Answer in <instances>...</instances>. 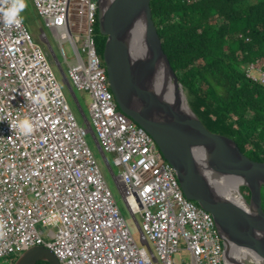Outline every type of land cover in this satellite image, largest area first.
I'll return each instance as SVG.
<instances>
[{
  "label": "built area",
  "instance_id": "1",
  "mask_svg": "<svg viewBox=\"0 0 264 264\" xmlns=\"http://www.w3.org/2000/svg\"><path fill=\"white\" fill-rule=\"evenodd\" d=\"M32 1L66 62L64 46L73 47L64 75L89 95L90 120L78 103L84 125L77 121L24 22L0 26V260L43 246L59 264H226L213 216L186 198L154 138L116 103L97 48L96 0ZM7 2L0 0V8ZM41 39L59 64L44 33ZM248 71L264 84L262 70ZM21 118L32 121L30 136L16 133ZM90 134L110 168L106 154L113 156L114 180L148 249L136 243L88 145Z\"/></svg>",
  "mask_w": 264,
  "mask_h": 264
},
{
  "label": "water",
  "instance_id": "2",
  "mask_svg": "<svg viewBox=\"0 0 264 264\" xmlns=\"http://www.w3.org/2000/svg\"><path fill=\"white\" fill-rule=\"evenodd\" d=\"M98 28L106 38L102 59L122 113L146 130L173 167L187 199L210 213L223 243L226 264L253 253L264 264V162L247 157L237 143L210 132L192 110L163 50L151 0H96ZM222 177L240 181L239 202L217 187ZM250 191L246 200L240 188ZM59 264L49 249L26 250L14 264Z\"/></svg>",
  "mask_w": 264,
  "mask_h": 264
},
{
  "label": "trees",
  "instance_id": "3",
  "mask_svg": "<svg viewBox=\"0 0 264 264\" xmlns=\"http://www.w3.org/2000/svg\"><path fill=\"white\" fill-rule=\"evenodd\" d=\"M151 9L194 113L210 132L264 162V84L248 76L251 66L264 72V0H151ZM97 32L102 54L106 38L98 25Z\"/></svg>",
  "mask_w": 264,
  "mask_h": 264
},
{
  "label": "rangeland",
  "instance_id": "4",
  "mask_svg": "<svg viewBox=\"0 0 264 264\" xmlns=\"http://www.w3.org/2000/svg\"><path fill=\"white\" fill-rule=\"evenodd\" d=\"M22 15L24 17L23 22L26 25L27 29L29 30L30 34L33 36L34 40L42 46L45 53L47 54V58L51 64L54 72L56 73V76H57L58 81L61 85V88L66 95L68 103H69L77 121L81 125H84V118H83L82 112L78 106V103L80 104L81 109L83 110L87 119L90 120L89 107L91 105V99H90L88 94L81 93V92L75 90L72 87L71 83L68 84V82L65 78V75L67 77L68 67L73 64L71 62H73L75 59L73 47L68 43L65 44V46H64L66 51H67V55H68V61L66 62L64 60V58L62 57V55L60 54V44L57 43L55 41V39H53V37L51 36L49 31L45 30L41 19L38 17V15L36 13V10H35V7L33 5L32 0H26V7H25ZM95 32H96V40H97V38H98L97 28L95 29ZM42 33H44L45 36H47V38H48V40L52 46V49L56 54V57L59 61V64H58L56 58L54 57V55L52 54V52L49 50L47 44L44 41H42V39H41ZM72 39H73L74 43H76V46L79 49H81L82 48L81 37L77 36V34L73 33ZM100 56L102 57V54H100ZM68 63H70V64H68ZM251 76L257 78L259 75H258V73L253 72L251 74ZM187 97H188V95H187ZM87 142H88V145H89L92 153L94 154L95 158L98 161V164L102 170V173L106 179V182L108 183V186L114 195V198L117 202V205H118L123 217L125 218L128 226L131 230V233L134 236L136 243L138 244L139 247L147 248L146 246H144L142 244L141 233L139 231V228H138L137 224L135 223L133 217L130 215V213L127 209V206L124 202L123 196H122L120 190L118 189L117 184L114 180L113 173L117 177L118 176V170L113 166V156L111 154H106V158H107V160L111 166V168H110L108 166V164L106 163L105 158H104L102 152L100 151V149L97 145V142H96V140L92 134L88 135ZM242 189H243V187L240 188V191H242ZM137 219H138V222L141 224V222H142L141 217L137 216ZM38 229L40 231H43L42 227H38ZM152 250H153V247H152ZM16 258L0 261V264H14Z\"/></svg>",
  "mask_w": 264,
  "mask_h": 264
},
{
  "label": "clouds",
  "instance_id": "5",
  "mask_svg": "<svg viewBox=\"0 0 264 264\" xmlns=\"http://www.w3.org/2000/svg\"><path fill=\"white\" fill-rule=\"evenodd\" d=\"M25 7L26 0H8L6 6L0 8V26L8 28L20 25L24 19L22 13ZM39 100H44L43 93L40 94ZM15 130L20 136H30L34 130L33 123L29 118H21L15 121Z\"/></svg>",
  "mask_w": 264,
  "mask_h": 264
},
{
  "label": "bare ground",
  "instance_id": "6",
  "mask_svg": "<svg viewBox=\"0 0 264 264\" xmlns=\"http://www.w3.org/2000/svg\"><path fill=\"white\" fill-rule=\"evenodd\" d=\"M239 186H240L239 180L228 179L227 177H222V179L220 180V183L217 184V187L221 190V192L224 195H226L228 198H230L233 202H236V203L239 202V198H240ZM24 252L25 251H23L21 254H23ZM235 258L237 259L235 261L242 259L243 261L245 260L249 264H252L254 262L256 263L258 262L257 259H259L253 253L249 251H244V250H241V251L239 250Z\"/></svg>",
  "mask_w": 264,
  "mask_h": 264
},
{
  "label": "flooded vegetation",
  "instance_id": "7",
  "mask_svg": "<svg viewBox=\"0 0 264 264\" xmlns=\"http://www.w3.org/2000/svg\"><path fill=\"white\" fill-rule=\"evenodd\" d=\"M242 191L244 192V191H245V189L243 188V189H242ZM244 193H245V192H244Z\"/></svg>",
  "mask_w": 264,
  "mask_h": 264
}]
</instances>
